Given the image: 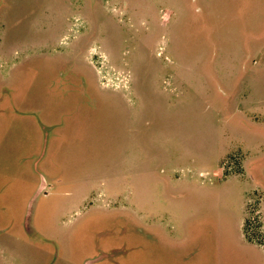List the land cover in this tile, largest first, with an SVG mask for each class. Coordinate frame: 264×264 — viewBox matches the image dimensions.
Segmentation results:
<instances>
[{"label":"rangeland","instance_id":"1","mask_svg":"<svg viewBox=\"0 0 264 264\" xmlns=\"http://www.w3.org/2000/svg\"><path fill=\"white\" fill-rule=\"evenodd\" d=\"M0 185V264H264V0H0Z\"/></svg>","mask_w":264,"mask_h":264},{"label":"flooded vegetation","instance_id":"2","mask_svg":"<svg viewBox=\"0 0 264 264\" xmlns=\"http://www.w3.org/2000/svg\"><path fill=\"white\" fill-rule=\"evenodd\" d=\"M69 68H71V73L72 74L77 75V73H78V67L77 68H75V67L72 68L69 65ZM85 85H86V83H85ZM42 129L43 130H46L45 123L42 124ZM48 130H49V128H48ZM46 133H45V136H46ZM40 158H41V156H40ZM237 166H238V164H237ZM47 187L49 189L51 186L49 185ZM47 192H48V190H46V187H45L44 188V195L45 196L47 195ZM112 207L117 208L118 206L116 207L115 205H112ZM115 211L116 212H120L121 210L115 209ZM25 229H26L25 230L26 231V236H28L31 239H34L35 238V233H31L30 232L29 225H27ZM111 232L112 233H115L114 232V229ZM111 232L108 231L105 234H103V233L102 234L105 235V236H107L108 234H111ZM95 247L97 249L96 252L93 253L92 255L85 256L83 258L81 264H104V263H106V264H116L113 261L115 260V261L119 262V259H121V257L119 256V253L120 252H119L118 249L116 250V248H115L114 245H109L108 243H106L104 245H100L99 243H96Z\"/></svg>","mask_w":264,"mask_h":264},{"label":"water","instance_id":"3","mask_svg":"<svg viewBox=\"0 0 264 264\" xmlns=\"http://www.w3.org/2000/svg\"><path fill=\"white\" fill-rule=\"evenodd\" d=\"M44 188V179L42 178V183L40 184L38 191L36 192V195ZM30 212V210H29Z\"/></svg>","mask_w":264,"mask_h":264},{"label":"crops","instance_id":"4","mask_svg":"<svg viewBox=\"0 0 264 264\" xmlns=\"http://www.w3.org/2000/svg\"><path fill=\"white\" fill-rule=\"evenodd\" d=\"M44 179V178H43ZM59 182L61 183L62 182V180L61 179H59ZM46 187V179L44 180V188ZM1 189H2V186L0 185V191H1ZM103 201V200H102ZM106 203L108 202V201H105ZM105 203V204H106ZM23 236H25V234H22Z\"/></svg>","mask_w":264,"mask_h":264}]
</instances>
